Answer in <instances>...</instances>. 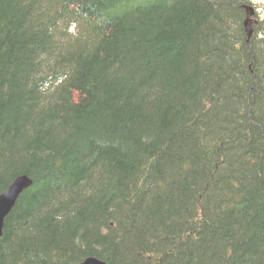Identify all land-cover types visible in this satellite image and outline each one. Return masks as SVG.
<instances>
[{
    "label": "trees",
    "instance_id": "trees-1",
    "mask_svg": "<svg viewBox=\"0 0 264 264\" xmlns=\"http://www.w3.org/2000/svg\"><path fill=\"white\" fill-rule=\"evenodd\" d=\"M246 1L0 0V264H264Z\"/></svg>",
    "mask_w": 264,
    "mask_h": 264
},
{
    "label": "water",
    "instance_id": "water-1",
    "mask_svg": "<svg viewBox=\"0 0 264 264\" xmlns=\"http://www.w3.org/2000/svg\"><path fill=\"white\" fill-rule=\"evenodd\" d=\"M244 24L247 26V33L249 35L250 31L248 30L247 19L245 20ZM30 184H31V179L29 177H27L24 174L18 175L11 181V183L2 192H0V234L5 216L10 212V210L14 206L20 192ZM78 264H106V263L94 257H88Z\"/></svg>",
    "mask_w": 264,
    "mask_h": 264
},
{
    "label": "rangeland",
    "instance_id": "rangeland-1",
    "mask_svg": "<svg viewBox=\"0 0 264 264\" xmlns=\"http://www.w3.org/2000/svg\"><path fill=\"white\" fill-rule=\"evenodd\" d=\"M253 2H254L253 6L256 8V11L258 10L259 16H260V14H264V10H263V12L260 11L264 7V0H253ZM263 17L254 16L253 19L259 21V20H262ZM252 25H253V23H252Z\"/></svg>",
    "mask_w": 264,
    "mask_h": 264
}]
</instances>
